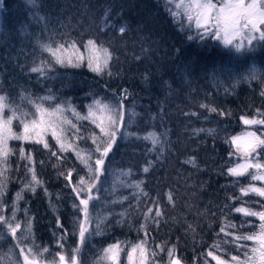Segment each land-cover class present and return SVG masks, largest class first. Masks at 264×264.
<instances>
[{"label": "trees", "instance_id": "16d2710c", "mask_svg": "<svg viewBox=\"0 0 264 264\" xmlns=\"http://www.w3.org/2000/svg\"><path fill=\"white\" fill-rule=\"evenodd\" d=\"M37 3L38 8L33 9L26 4V0H6L0 8V90L8 94L10 101L19 104L20 93L25 90L43 96L50 88L58 97L57 103L70 98L78 111L84 114L87 111L85 105L92 100L90 94L114 99L113 93L118 95L121 90L127 89L131 95L125 102L126 106L140 114L134 119L131 131L141 135L153 128L158 132H167L161 160H156L159 149L145 156V148L151 145L135 140L120 141L110 154L109 167L113 175L102 177L107 181L104 189L109 190L102 195L108 200L129 196L123 205L109 207L119 213L132 204L133 209H129L133 212L131 226L117 225L118 217L110 218L104 235L94 237L82 252V264H93L97 250L108 244L116 241L136 243L143 239L144 232H137L136 229L144 222L142 213L148 207H154L152 198L161 204L164 220L159 228L150 224V247L155 249L157 244H166L167 247L175 244L182 264H204L205 258L208 264H215L211 257H207V252L213 250L211 246L218 239L217 233L223 221L220 209L225 203L240 206L238 202H230L228 197L239 196V187L250 182V177L245 176L239 178L236 187H223L231 185L234 178L221 175L222 168L237 161L236 157L229 156L233 149L225 140L245 130L246 126L240 121L241 115L260 118L257 111L264 112V96L260 95L264 81L260 78L243 79L253 68L264 76V45H257L252 51L236 53L215 41H189L166 11L165 0H37ZM171 7L175 10L174 6ZM108 10L111 22L126 23L129 31L120 35L114 29L104 27L105 12ZM33 12L44 16L45 21L38 23L33 19ZM101 28L104 30L101 31ZM4 32L9 33L7 38ZM49 37L80 41L78 47L81 52L84 50L82 42L95 38L117 57L111 62L113 75H97L89 71L86 64L80 67L56 65L51 79H38L36 73L29 72V68L42 56L47 57L46 53L39 52L37 41L47 43L50 42ZM141 37L147 39L142 41ZM142 44L150 47L151 51L145 54L141 50ZM137 56L141 59L137 60ZM146 73L147 80L144 79ZM201 103L231 115L221 117L217 113H209L200 108ZM185 112H196L198 116H185ZM68 115L71 118V114ZM82 125L81 131L85 136L90 130L99 132L88 121H83ZM200 128L218 131L214 135L206 132L195 135L192 130ZM14 130H21L19 122H14ZM249 130L259 134L264 132V126L254 125ZM47 139L52 149L56 150L55 141L50 136ZM77 143L81 148L93 147L88 139ZM9 145L14 149V155L9 160V181L4 196L6 205H10L16 193L23 188L21 181L25 180L24 165L27 163L20 160L21 142L10 141ZM23 147L26 152L32 153L35 171L43 183L35 192L29 190L22 193L17 215L22 220L27 210L33 220L37 244L49 247L55 253L59 251L53 236L56 217L59 216L64 227L71 232L72 203L75 199L71 187L66 186L67 181L63 177L58 178L57 173L76 168L74 181L85 173L71 152L61 154L67 158L58 168H53L58 161L55 157L50 159V153L41 145L24 143ZM190 157L196 159L198 167L185 163ZM148 160L156 162L150 173L144 174L140 169ZM41 161L44 163L41 164ZM128 168L134 172L129 179H144V189L149 194L141 198L139 209L135 208L136 201L130 196L134 190L122 188L118 183V170ZM255 183L259 185V182ZM168 192L173 195L174 205L167 200ZM259 199L251 195L244 198L249 202ZM5 211L10 215V209ZM213 213L216 215L213 216ZM228 219L239 225L242 217L234 213ZM250 219L258 223L255 218ZM189 224L194 226L195 234L186 232ZM219 239H224L223 233H220ZM12 243L11 237H7V242L0 240V258H4L2 264H8L5 253ZM246 243L251 246V242ZM76 244L77 239L73 236L65 241L69 250ZM228 251L232 255L237 254L235 248ZM15 252L18 254L19 249ZM160 255L167 260L166 252ZM240 255L243 256L242 253ZM224 258L230 259V256L225 255ZM156 260L159 261L160 256ZM126 261L127 255L123 252L121 264H127Z\"/></svg>", "mask_w": 264, "mask_h": 264}, {"label": "snow or ice", "instance_id": "6c2138e0", "mask_svg": "<svg viewBox=\"0 0 264 264\" xmlns=\"http://www.w3.org/2000/svg\"><path fill=\"white\" fill-rule=\"evenodd\" d=\"M6 0H0V8H3ZM30 8H38L37 0H26ZM166 11L170 14L174 23L179 24V30L187 35V40H199L218 42L225 49L234 50L236 53L252 51L257 45H264V0H165ZM174 6V9L171 7ZM33 19L38 23L45 21L44 16L32 13ZM104 27L114 29L118 34L123 35L129 31L126 23L114 24L111 22L110 10L105 12ZM101 31L104 28L100 29ZM5 38L9 35L4 32ZM50 42L41 43L37 41L40 53H46L47 57H41L38 63L34 61L29 72L36 73L38 79H51V73L55 71L56 65L61 67H80L86 64L89 71L97 75L107 74L112 76L110 71L111 62L117 57L103 43H98L95 38H89L82 42L83 52L77 40L63 39L55 40L48 38ZM147 37H141L146 40ZM141 50L147 54L150 47L143 44ZM179 51V50H177ZM137 60L141 57L137 56ZM260 78L264 81V76H260L253 68L243 77L245 80H256ZM145 80L148 74H145ZM234 88L235 85L233 84ZM227 94V89L225 90ZM92 100L85 105L87 111L82 114L78 111L71 99L62 100L57 103L58 97L52 89H46L43 96L34 95L27 90L20 93V103L10 101L6 92L0 90V240L7 242V237H11L13 243L5 253L8 264H82L80 259L84 249L92 243L94 237L104 235L111 222L110 218H117V225L130 223L133 214L129 209L133 205L129 204V209L119 213L111 211L110 205H123L129 200V196H120L119 199L108 200L103 192V185L107 182V175H113L109 167L110 154L118 147L120 141L143 142L151 147H146L144 155L156 152L159 154L156 160H161L164 151V142L167 140V132H158L154 128L141 135L139 132L131 131L133 121L139 117L134 109L126 106V101L131 95L127 89H123L117 95L113 93L114 99L107 97L100 98L95 94H90ZM264 96V89L261 90ZM54 105V106H53ZM200 108L209 113H217L219 116L231 115L221 109L208 104L201 103ZM71 114V118L68 114ZM185 116H198L196 112H185ZM260 118H248L241 115L240 121L246 126L245 130L237 135L227 137L228 143L233 149L229 152L230 157H236L237 161L231 166L222 168L220 174L234 178L231 185L223 187H236L239 178L248 176V185L239 187V196L232 195L228 200L238 202L240 206H233L232 203H225L220 209L223 221L217 241L211 246L213 250L207 252V257H211L215 264H264V132L248 130L251 126H264V112L257 111ZM74 118V119H73ZM155 119V116L152 117ZM75 121V122H74ZM88 121L95 129L90 130L85 136L81 128L82 122ZM14 122H19L21 130H14ZM195 135L206 132L214 135L217 129H193ZM55 141L56 150L52 149L47 137ZM163 137V139H162ZM91 140L92 148H81L77 141ZM10 141H20L19 156L21 161H26L25 180H22L23 188L16 193L10 205L5 204L4 196L9 181L10 172L9 160L14 155V149L10 147ZM33 143L41 145L50 153V159L55 157L58 164L53 168H58L67 158L61 154L73 153L79 161L84 175L79 176L74 181L76 168L68 170L66 173L58 171L57 175L63 177L71 187L75 199L72 203L73 219L72 231L69 232L64 227L59 216L56 217V227L53 236L56 237V245L59 251L52 253L46 246L37 244L33 233V220L25 210L24 218L21 220L17 213L19 211V201L23 198L24 191L35 192L42 186V181L35 171V161L31 152H26L23 144ZM154 160H148L141 167L144 174L150 173L155 165ZM44 162L41 161V164ZM185 163L198 167L196 159L190 157ZM30 174V179L28 175ZM134 175L131 168L119 169V186L133 189L130 196L135 199V208L139 209L141 198L148 197V192L144 189V179H129ZM27 181V182H25ZM255 182H259L257 185ZM115 190L113 185L112 191ZM45 191H47L45 189ZM170 204H175L171 192L166 193ZM259 197L254 202L245 201V197ZM78 201V203H77ZM154 207H148L143 212L144 222L139 225L137 232H144V238L136 243L127 241H116L106 247L97 250L96 259L93 264H121V254L126 252L127 264H182L181 259L176 254L177 245L167 247L166 244H157L152 249L149 244V226L154 224L159 228L164 220V210L156 198H152ZM51 204V202H50ZM258 206V207H257ZM10 209V215L5 209ZM154 212V215H150ZM240 214L242 217L239 225L232 222L228 217L232 214ZM213 216L216 213L212 214ZM255 218L258 223L252 219ZM195 234V228L189 224L186 232ZM223 233L224 239H219ZM69 236L76 237L77 244L70 250L65 246V241ZM230 238V239H229ZM251 242V246L248 243ZM19 249V253L15 249ZM235 248L237 254L232 255L228 249ZM167 255V260L161 253ZM240 253L243 254L241 257ZM230 256L225 259L224 256ZM160 256L157 261L156 257ZM51 257V259H48ZM4 258H0L2 264ZM204 264H208L207 258Z\"/></svg>", "mask_w": 264, "mask_h": 264}, {"label": "rangeland", "instance_id": "374dc122", "mask_svg": "<svg viewBox=\"0 0 264 264\" xmlns=\"http://www.w3.org/2000/svg\"><path fill=\"white\" fill-rule=\"evenodd\" d=\"M249 130V129H248ZM127 262V261H126ZM215 262V261H214ZM20 264H22V262L20 263Z\"/></svg>", "mask_w": 264, "mask_h": 264}]
</instances>
